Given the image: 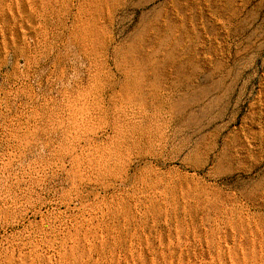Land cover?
Listing matches in <instances>:
<instances>
[{
	"label": "rangeland",
	"instance_id": "obj_1",
	"mask_svg": "<svg viewBox=\"0 0 264 264\" xmlns=\"http://www.w3.org/2000/svg\"><path fill=\"white\" fill-rule=\"evenodd\" d=\"M0 264H264V0H0Z\"/></svg>",
	"mask_w": 264,
	"mask_h": 264
},
{
	"label": "bare ground",
	"instance_id": "obj_2",
	"mask_svg": "<svg viewBox=\"0 0 264 264\" xmlns=\"http://www.w3.org/2000/svg\"><path fill=\"white\" fill-rule=\"evenodd\" d=\"M93 18V17H92ZM103 18V17H102ZM158 23V22H157ZM100 26V25H99ZM95 27V26H94ZM163 27V26H162ZM159 28V27H158ZM157 28V29H158ZM97 29V28H96ZM93 31V30H92ZM98 31H99V29H98ZM98 31H96V32H98ZM158 31H159V29H158ZM173 31H175V30H173V28H171V27H169L165 32L167 33V34H173ZM180 31V30H179ZM101 33V32H100ZM96 34V33H95ZM99 36V35H98ZM93 37H94V35H93ZM97 37V36H96ZM100 37V36H99ZM99 37L97 38V39H99ZM154 37V36H153ZM146 43V42H145ZM143 48V47H142ZM156 70V69H155ZM142 75L140 74V77H141ZM139 82H135V87H136V89H137V91H138V93H143V95H156V93L159 91V89H160V87H159V85L158 84H154V85H148V80L146 79V78H139ZM126 86V85H125ZM127 86H129V85H127ZM131 88H134V87H131ZM128 89V88H127ZM135 90V89H134ZM136 94V93H135ZM146 95V96H147ZM141 95L139 94V97H140ZM146 96H145V98H143L142 100H145L146 99ZM142 98V97H141ZM167 100V99H166ZM142 102V101H141ZM146 102V101H145ZM172 102V101H171ZM172 111H173V114H175V115H178V117H179V114H181V112H182V109H183V107L184 106H182L181 105V103H179V102H173L172 103Z\"/></svg>",
	"mask_w": 264,
	"mask_h": 264
}]
</instances>
